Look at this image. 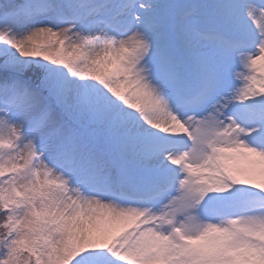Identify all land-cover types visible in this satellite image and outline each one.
I'll list each match as a JSON object with an SVG mask.
<instances>
[{"label": "snow or ice", "instance_id": "6c2138e0", "mask_svg": "<svg viewBox=\"0 0 264 264\" xmlns=\"http://www.w3.org/2000/svg\"><path fill=\"white\" fill-rule=\"evenodd\" d=\"M0 264H264V0H0Z\"/></svg>", "mask_w": 264, "mask_h": 264}]
</instances>
